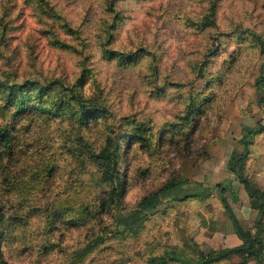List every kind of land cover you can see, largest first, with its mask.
Listing matches in <instances>:
<instances>
[{"label":"rangeland","instance_id":"obj_1","mask_svg":"<svg viewBox=\"0 0 264 264\" xmlns=\"http://www.w3.org/2000/svg\"><path fill=\"white\" fill-rule=\"evenodd\" d=\"M215 4L216 25L203 27ZM254 35L264 38V0H0L8 264H149L165 252L207 253L201 233L231 220L217 192L168 202L141 226L121 219L139 220L141 199L171 180L227 187L218 170L264 152V58ZM88 108L99 112L86 123ZM108 138L110 172L119 174L111 181L94 157ZM115 186L121 202L103 209ZM232 194L226 188L228 201Z\"/></svg>","mask_w":264,"mask_h":264},{"label":"trees","instance_id":"obj_2","mask_svg":"<svg viewBox=\"0 0 264 264\" xmlns=\"http://www.w3.org/2000/svg\"><path fill=\"white\" fill-rule=\"evenodd\" d=\"M216 12V4L213 5L207 17L204 19L202 26L203 27H212L215 26L213 21L214 15ZM254 37L259 41L261 52L264 58V38L262 36L254 35ZM258 85L261 89H264V77H260L258 80ZM99 110L96 108L90 110L88 108L82 114L84 120L87 123L90 118L98 113ZM9 131L7 129L0 130V142H5L9 139ZM114 150L112 149V139L108 138L105 147L99 153L98 156H94L102 164L103 168V179L105 181L114 180L115 177H119V174L116 170V175L114 172H110V162L113 161L115 157ZM249 152L244 156L236 158L233 162L229 164L230 171L234 172L241 184L245 187L247 193L249 194L250 204L252 209L258 211L259 217L255 222L254 229L246 228L242 226L229 204L228 199L226 198V188L222 185H217L214 187L203 186L202 184L196 185L194 188H186L185 182L171 180L167 182L163 187L154 191L153 193L143 197L137 206V211L141 213V218L133 223H128L124 218L121 219V223L128 226H138L142 225L148 216L153 214L160 206H163L166 203L170 202H182L187 201L191 198H200L201 200H206L214 195L217 191V195L220 198V201L223 205V208L229 214L231 220L235 222L239 228V234L243 240L241 246L224 249L219 251H210L205 253L203 250L197 255H180L177 252H165L163 255V260L151 261L149 264H168V263H178V264H217L225 260H230L234 256H239L242 264L248 263V260L251 258L260 259L261 264H264V239L263 234L264 230L261 228L263 219H264V191L262 189H254L251 185L250 178L246 173V164L249 160ZM124 194V191L117 188L116 186L110 191L107 198L103 199L101 205L103 209H111L114 205H118L121 202V198ZM5 217L0 214V227L4 222ZM174 251V250H173ZM0 264H8V261L4 258L2 252V241L0 237Z\"/></svg>","mask_w":264,"mask_h":264},{"label":"crops","instance_id":"obj_3","mask_svg":"<svg viewBox=\"0 0 264 264\" xmlns=\"http://www.w3.org/2000/svg\"><path fill=\"white\" fill-rule=\"evenodd\" d=\"M258 141L264 142V134H262ZM236 149V148H235ZM244 146L238 147L236 150L239 153L244 152ZM240 156V155H238ZM229 159L226 160L228 164ZM249 170V171H248ZM218 170L217 178H221L228 188H233V194L229 197V204L236 216L238 222L247 226L250 229H254L255 222L259 217L258 211L252 209L250 204L249 194L247 193L245 187L237 177L231 173L227 168L222 175ZM251 171V172H250ZM249 172V178L251 185L254 189H262L264 191V152H254L250 154L248 165L246 164V173ZM248 174V173H247ZM219 179L218 183H221ZM217 191H215L216 193ZM261 228L264 230V219ZM200 244L203 246L204 250L219 251L224 249H231L243 244V240L239 234V228L235 222L229 220V218H223L219 220V226L212 231V235H205L204 232L201 233ZM264 239V234H263ZM264 246V245H263ZM264 248V247H263ZM207 252V253H208ZM177 264V263H175ZM217 264H242L239 256H234L230 260H225ZM246 264H261L260 259L251 258Z\"/></svg>","mask_w":264,"mask_h":264}]
</instances>
